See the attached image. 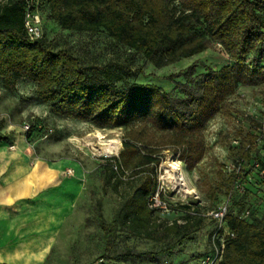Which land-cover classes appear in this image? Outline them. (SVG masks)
<instances>
[{
    "label": "trees",
    "instance_id": "obj_1",
    "mask_svg": "<svg viewBox=\"0 0 264 264\" xmlns=\"http://www.w3.org/2000/svg\"><path fill=\"white\" fill-rule=\"evenodd\" d=\"M44 4L47 18L62 29L103 30L158 66L207 49L209 39L232 60L198 77L192 76L195 65L171 74L186 79L177 83L184 93L180 97H172L155 83L120 88L116 82L123 80L124 66L82 64L67 49L54 47L43 34L36 0H7L0 5V84L4 89L17 93L26 80L35 85V94L52 113L101 128H126L123 151L119 157H105L101 178L104 187L113 189L126 169L137 179L111 220L104 217L101 200L96 202V220L105 240L119 229L132 230L140 237L163 242L166 248L161 251L170 252L171 239L185 240L205 218L187 203L179 205L181 214L173 220L154 216L158 153L172 147L180 151L188 169L195 168L206 153L204 129L212 117L230 114L229 97L238 86L264 84V0H44ZM28 9L41 17V36L34 41L24 24ZM41 131L39 123H34L26 137ZM0 138L7 136L0 133ZM255 138L251 134L239 138L238 148L232 149L234 168L211 188L214 194L228 192L232 185L244 191L235 181L241 171L255 167L264 187V160L257 165L251 157ZM242 208L235 212L227 205L225 222L235 237L226 241L220 264H264V214L253 217L249 207ZM207 246L211 251L210 242ZM157 252L125 248L100 258L108 264H125L129 259L154 261Z\"/></svg>",
    "mask_w": 264,
    "mask_h": 264
},
{
    "label": "rangeland",
    "instance_id": "obj_2",
    "mask_svg": "<svg viewBox=\"0 0 264 264\" xmlns=\"http://www.w3.org/2000/svg\"><path fill=\"white\" fill-rule=\"evenodd\" d=\"M36 1L42 12L43 34L54 47L67 49L76 55L82 64H110V67L116 69L124 66L126 72L122 73L123 80L116 82L120 88L137 82L155 83L164 91H168L172 97H180L184 93L177 83L185 82L186 79L182 75L172 78L171 74L186 71L195 65L192 76L198 77L208 73L210 68L218 69L222 65L232 63L223 48L209 39L207 49L173 63L158 66L150 63L142 54L118 44L103 30L89 33L62 29L54 20L47 18L48 9L44 0ZM6 2L7 0H0V5ZM251 57L252 55L248 58L249 61ZM18 89L22 95V109H25L20 121L23 131L30 130L24 129L25 123L30 126L39 123L42 127V131L34 134L31 141H36V145L45 142L51 151L50 154L67 158L84 171V191L76 202L71 219L59 233L45 264H95L100 256L112 257L125 248L158 250L154 261L129 259L123 261L125 264H200L210 253L207 244H211L219 225L217 217L213 214L219 206L225 203L235 212L240 211L242 207H249L253 217H262L264 214V187L260 186L258 167L239 173L235 184L244 191L234 185L228 192L214 194L211 189L229 176L234 168L232 149L238 148L239 138L245 137L246 134L256 136L252 159H255L257 165L264 160V84L238 86L237 91L229 97L230 114H216L212 117L204 129L206 153L195 168L188 169L180 158V151L172 147L158 153L161 158L156 168L158 186L152 203L156 208L154 216L173 220L181 214L179 205L187 203L198 208L205 218L199 229L185 240L171 239L169 246L173 245V248L168 253L161 251L166 248L163 242L140 237L133 234L132 230L119 229L114 237L107 241L96 220L95 205L98 199L102 202L104 217L107 221L111 220L130 196L137 179L130 176L131 173L126 169L125 174L121 176L122 181L113 189L104 187L101 178L105 157H119L123 151L126 128H101L89 122L61 117L52 113L48 105L37 97L32 82L23 80ZM98 134L105 140L119 137L121 150L109 155L94 149L92 143L98 141ZM169 159L179 162L190 186V192L177 186L175 181L167 176Z\"/></svg>",
    "mask_w": 264,
    "mask_h": 264
},
{
    "label": "crops",
    "instance_id": "obj_3",
    "mask_svg": "<svg viewBox=\"0 0 264 264\" xmlns=\"http://www.w3.org/2000/svg\"><path fill=\"white\" fill-rule=\"evenodd\" d=\"M21 96L0 84V264H45L84 191V171L26 137Z\"/></svg>",
    "mask_w": 264,
    "mask_h": 264
},
{
    "label": "built area",
    "instance_id": "obj_4",
    "mask_svg": "<svg viewBox=\"0 0 264 264\" xmlns=\"http://www.w3.org/2000/svg\"><path fill=\"white\" fill-rule=\"evenodd\" d=\"M28 36L31 40H36V38L41 36V17L38 13H34L31 10L28 9L26 13L25 23ZM24 129L28 130L30 128V124L25 123L23 126ZM227 210V205L225 203L222 206H219V209L216 210L213 214L215 217H217L219 221V225L216 228L214 235L211 239L212 246L210 253L202 259L200 264H220V259L222 257L223 250L225 248L226 241L228 238H234L235 232L230 230L229 227H227V224L225 222V213ZM248 212L246 211L245 214ZM95 264H108L104 262L102 258L98 260Z\"/></svg>",
    "mask_w": 264,
    "mask_h": 264
},
{
    "label": "bare ground",
    "instance_id": "obj_5",
    "mask_svg": "<svg viewBox=\"0 0 264 264\" xmlns=\"http://www.w3.org/2000/svg\"><path fill=\"white\" fill-rule=\"evenodd\" d=\"M98 136V141L96 143H92L94 149L100 150L109 155L116 154L121 150V139L119 137L111 138V140H105L102 138V135L98 134ZM168 162H170V164L169 169L166 171L167 176H170L171 180L175 181L177 186H180L183 190L190 192V186L186 177L184 176V172L182 171L179 162L175 161L174 159H169Z\"/></svg>",
    "mask_w": 264,
    "mask_h": 264
}]
</instances>
